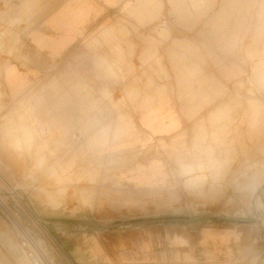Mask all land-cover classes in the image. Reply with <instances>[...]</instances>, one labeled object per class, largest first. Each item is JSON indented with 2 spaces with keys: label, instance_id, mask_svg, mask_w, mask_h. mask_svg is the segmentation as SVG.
Masks as SVG:
<instances>
[{
  "label": "crops",
  "instance_id": "1",
  "mask_svg": "<svg viewBox=\"0 0 264 264\" xmlns=\"http://www.w3.org/2000/svg\"><path fill=\"white\" fill-rule=\"evenodd\" d=\"M100 2L107 12L122 6L123 20H88ZM43 5L44 15L31 29L27 42L55 61L80 46L84 29L91 34L105 28L111 40L115 30L122 29V44L139 46L138 59L145 64L138 77L149 86L139 88L137 124L145 135L139 145H154L157 154L152 156L171 157L179 175H189L185 182L190 187H202L205 170L213 179H220L224 165L235 155V142L244 146L245 139L250 143L262 141L264 152V104L257 97H250L240 113L238 124L245 128L226 129L236 94L264 92V0H44ZM131 6L136 8L132 11ZM127 11L139 19L127 18ZM152 12L158 19L149 21ZM100 66L108 68L105 63ZM33 74L20 71L17 65H5L4 80L11 97L25 91ZM165 75L169 78L160 82L158 78ZM52 85L57 87V82ZM143 92L150 95L143 97ZM127 93L130 97V90ZM40 95L34 93L25 99L34 98L33 104L20 100L17 106L40 140L44 141L46 131L58 130L60 135L49 139L72 148L82 144L91 163L121 162L117 185L130 183L150 191L161 186L163 165L150 162L143 166L136 160L137 142L121 126V112L110 128V123L102 124L86 92L60 95L53 109L39 99ZM143 98L147 105H143ZM72 116L76 121L70 120ZM225 129L226 145L223 153L216 155L220 131ZM74 130L81 135V142ZM257 165L263 167V160L250 163V167ZM197 171L200 174H194ZM217 187L210 185L209 189ZM80 196L87 201V195ZM50 201L57 206L52 198ZM259 225L258 221L217 220L197 226L156 222L138 229L91 227L60 241L59 258L64 264H237L244 256L250 260L264 255V248L257 244Z\"/></svg>",
  "mask_w": 264,
  "mask_h": 264
},
{
  "label": "rangeland",
  "instance_id": "2",
  "mask_svg": "<svg viewBox=\"0 0 264 264\" xmlns=\"http://www.w3.org/2000/svg\"><path fill=\"white\" fill-rule=\"evenodd\" d=\"M42 1L0 0V264H64L59 258L58 245L76 231L84 232L91 227L138 229L156 222L197 226L217 220L245 224L258 221L257 244L264 248V166L250 167V163L257 160H263L264 165L262 141L250 143L245 139L244 146L235 142V155L224 165L220 179H213L205 170L202 187H190L185 182L189 175H179V167L171 157L152 156L150 154H157L154 145H139L145 136L137 124L139 88H149L138 77L140 67L145 64L138 59L139 46L123 45L122 29L115 30L112 40L105 28L93 30L91 34L84 29L80 46L71 48L55 61L27 42L31 29L44 15ZM135 8L131 6L132 11ZM118 9L107 12L100 2L87 19L121 21L123 7ZM132 11L126 12L127 18L138 20ZM156 16L147 20H155ZM160 36L163 35L160 33ZM124 48H127L126 53ZM125 57L136 60L129 61ZM101 63L108 68L101 67ZM7 64L17 65L22 72L34 73L25 91L15 98L11 97L4 80ZM168 78L165 75L158 80L163 82ZM53 81L57 82V87L52 85ZM77 81L80 84L74 86ZM75 91L91 96L93 110L98 112L102 124L110 123V128L116 125L119 112L122 113L121 126L130 132V139L137 142L136 160L143 166L157 162L165 169V179L157 190L124 182L117 185L115 179L121 162L91 163L82 144L72 148L50 140L49 137L60 135L58 130L46 131L44 141L40 140L34 135L27 116L17 107L20 100L25 105L33 104L34 98L28 102L25 99L39 93V99L53 109L60 95ZM236 95L231 103L234 105L231 121L225 124L229 130L245 128L238 120L250 97L255 96L264 104V92ZM146 100L143 98V105L148 104ZM74 118L70 120L76 121ZM226 129L220 131L216 155L223 153L228 137ZM73 134L79 142L83 140L77 130ZM231 134L230 131L228 135ZM188 136L192 140V133ZM183 165L191 170L186 163ZM240 171L245 172L240 174ZM210 185L219 188L209 189ZM81 194L87 195V201ZM51 198L57 203L56 207ZM213 198L216 201L212 202ZM237 264H264V255L250 260L244 256L243 262Z\"/></svg>",
  "mask_w": 264,
  "mask_h": 264
},
{
  "label": "bare ground",
  "instance_id": "3",
  "mask_svg": "<svg viewBox=\"0 0 264 264\" xmlns=\"http://www.w3.org/2000/svg\"><path fill=\"white\" fill-rule=\"evenodd\" d=\"M25 110V109H24ZM34 257V256H33ZM37 260V259H36ZM38 263V262H37Z\"/></svg>",
  "mask_w": 264,
  "mask_h": 264
}]
</instances>
